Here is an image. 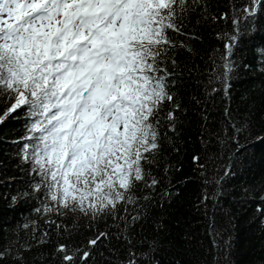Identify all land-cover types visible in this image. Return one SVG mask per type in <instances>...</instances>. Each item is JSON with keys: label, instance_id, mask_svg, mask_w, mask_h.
<instances>
[{"label": "snow or ice", "instance_id": "snow-or-ice-1", "mask_svg": "<svg viewBox=\"0 0 264 264\" xmlns=\"http://www.w3.org/2000/svg\"><path fill=\"white\" fill-rule=\"evenodd\" d=\"M208 5L209 0H0V124L23 119L24 133L12 143L29 166L31 194H43L36 212L49 216L45 224L59 237L47 255L33 248L48 244V230L33 234L35 244H0V264H161L159 230L149 238L144 229L154 227L149 210L159 203L156 195L171 198L170 190L159 191L170 171L162 161L167 151H179L175 141L189 111L179 95L175 53L192 52L186 41L200 37L186 29L194 20L207 22ZM244 11L243 18L232 15V33L217 34L224 50L214 48L208 56L203 99L219 91L217 82L227 96L240 24L252 25L258 11L264 17V0H249ZM229 18L224 12L212 22ZM175 36L186 40L178 43ZM258 51L264 56V48ZM190 104L195 108L203 100L193 96ZM209 120L207 111L200 114L206 151L213 142L239 145L241 136L250 135L249 113L226 107L216 131ZM205 159L214 162L213 155ZM192 162L206 171L200 155ZM204 183L213 179L205 176ZM50 216L70 217L72 223ZM101 219H110L112 227L92 230ZM80 221H87L92 234L77 242Z\"/></svg>", "mask_w": 264, "mask_h": 264}, {"label": "trees", "instance_id": "trees-1", "mask_svg": "<svg viewBox=\"0 0 264 264\" xmlns=\"http://www.w3.org/2000/svg\"><path fill=\"white\" fill-rule=\"evenodd\" d=\"M247 4L249 0H209L207 22L194 20L186 29L200 37L186 41L192 52L178 49L175 53L180 65L178 72L182 74L179 95L189 111L175 141L179 151H167L162 161L170 171L159 191L170 190L171 198L156 195L159 203L154 201L149 210V224L154 227L145 225L144 229L149 238L159 230L157 241L163 251L156 258L161 264H264V224L261 222L264 213L257 212V207L264 209V201L260 199L264 195V142L259 141L264 136V56L258 51L264 48V17L259 11L252 25L245 28L243 22L240 24L244 30L235 50V68L230 74L227 96L223 85L217 82L214 86L219 91L203 99L208 56L214 48L224 50V41L218 40L217 34L232 33V15L245 17ZM224 12L229 13V20L212 22L213 16L219 17ZM174 39L178 43L186 40L184 36ZM193 96L202 99L203 104L192 108ZM226 107L234 114L251 115L250 135L241 136L239 145L213 142L206 151L201 142L200 114L209 113L210 130L216 131L222 126ZM23 123V119L9 117L0 124V244L17 240L35 244L33 234L38 236L48 230V244L33 248V252L43 251L47 255L59 237L54 228L49 229L45 224L49 216L36 212L41 207L43 194H31L29 166L17 155L19 146L12 143L23 135ZM194 154L200 155L207 164L203 174L192 162ZM208 155H213L214 162L205 159ZM226 170L230 175H224ZM205 176L213 179V183L206 185ZM216 180L220 183L216 184ZM205 195L210 199L205 200ZM50 218L72 223L70 217ZM25 224L29 225L28 229L23 227ZM34 227L38 229L35 233ZM111 227L110 219H101L93 223L92 230L107 231ZM91 234L87 221H80L75 235L77 242Z\"/></svg>", "mask_w": 264, "mask_h": 264}]
</instances>
